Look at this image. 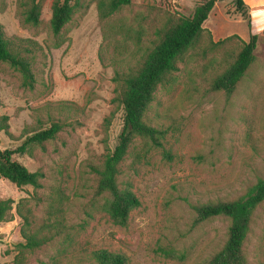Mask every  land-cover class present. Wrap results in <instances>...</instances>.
Wrapping results in <instances>:
<instances>
[{
  "label": "rangeland",
  "instance_id": "obj_1",
  "mask_svg": "<svg viewBox=\"0 0 264 264\" xmlns=\"http://www.w3.org/2000/svg\"><path fill=\"white\" fill-rule=\"evenodd\" d=\"M101 0H71L74 14L60 35L49 27L53 0H39L40 24L22 25L17 0H4L0 25L7 37L30 39L40 46L32 90L23 88L20 76L0 67V118L7 117V131L0 130V150L15 149L28 132L61 124L57 138L30 154L13 160L30 172L44 174L43 188H16L0 178V200L11 199L13 220L0 223V264H10L15 246L22 243V221L15 204L27 199L36 226L48 221V203L62 210L61 233L53 244L27 257L26 264H94L91 253L106 250L122 254L127 264H201L221 248L228 221L216 218L196 222L194 207L208 202L231 201L264 179V30L259 32L254 61L230 94L213 87L248 30L235 14L231 0L217 2L203 24L212 42L236 38L211 49L202 42L178 64L175 81L157 88L146 121L164 132L162 149L128 155L121 165L118 184L139 200L127 225L113 224L96 196L92 167L113 151L122 128L121 110L112 105L114 70L118 51L127 68L136 47L108 30L122 21L142 33L145 48L155 30L179 17H190L207 0H131L117 15L101 20ZM249 8L255 26L264 25V0ZM252 13L251 11H253ZM119 24V23H117ZM116 24V25H117ZM114 32V31H113ZM105 37H107L105 39ZM115 112L110 123L105 119ZM137 148H139V145ZM163 152L168 158L163 157ZM35 198H41L40 203ZM248 264H264V202L252 215L244 245Z\"/></svg>",
  "mask_w": 264,
  "mask_h": 264
},
{
  "label": "trees",
  "instance_id": "obj_2",
  "mask_svg": "<svg viewBox=\"0 0 264 264\" xmlns=\"http://www.w3.org/2000/svg\"><path fill=\"white\" fill-rule=\"evenodd\" d=\"M221 1L224 0L203 1L195 7L190 17H179L157 28L154 39L145 48L140 45L142 33L139 30L126 26L122 21L108 28L113 34L132 41L136 47V51L129 57L132 61L128 62L125 69L119 68V64L124 63L126 57L118 51L117 47H114L117 53L112 60V65L118 68L114 70L115 88L111 102L116 111L121 110L123 123L113 151L104 157L100 166L91 168L96 178V196L100 197L103 211L116 226L125 227L130 212L139 207L137 197L129 189L121 188L118 184L123 161L130 154L134 156V159L139 158L142 150L146 153L150 149H162L160 140L164 132L146 121V114L154 100L157 88L174 83L178 64L202 42L206 41V46L216 49L236 38L232 36L214 43L210 34L203 28L215 3ZM231 1L235 14L246 24L248 42H242L232 61L213 82L216 90H222L226 94L233 91L253 63L259 37L245 2ZM130 5L131 0H101L100 18L101 20L111 18ZM4 10V0H0V13ZM74 10L71 0H53L49 27L54 36L60 35L71 21ZM17 11L22 25L32 28L39 26L41 16L39 0H17ZM40 49L37 42L33 40L7 37L0 25V67L6 66L16 72L20 76L23 88L32 90L35 86L33 66ZM114 113L113 111L105 119L106 123H110ZM6 125L7 117H1L0 130L10 137ZM61 130L62 126L57 121H51L47 128H39L31 132H28L27 127L24 128L25 133H28L25 135L29 136L20 146L13 150H0V178L18 189L23 187H30L35 191L42 189L44 174L40 170L30 172L25 166L13 160V156L30 154L35 147L42 148L46 143L55 140ZM162 154L164 158L169 157L165 152ZM34 200L36 204L42 201L41 198ZM263 202L264 179H259L248 188L244 195L234 200L208 202L194 207L198 223L216 218H224L228 221L225 242L201 264H248L244 245L250 230L252 215ZM28 203V200L23 198L15 204V214L22 221L20 236L23 242L15 246V255L10 264H26L29 255L53 244L61 235H63L62 242L71 245L69 234L61 233V221L49 222L51 216L61 217L62 210L59 207L54 208L53 203H48L46 210L48 221H43L36 226L33 211L27 206ZM13 205L14 202L11 199L0 200V223L13 220ZM91 260L94 264H127L125 256L106 250L92 252Z\"/></svg>",
  "mask_w": 264,
  "mask_h": 264
},
{
  "label": "crops",
  "instance_id": "obj_3",
  "mask_svg": "<svg viewBox=\"0 0 264 264\" xmlns=\"http://www.w3.org/2000/svg\"><path fill=\"white\" fill-rule=\"evenodd\" d=\"M244 2H245V4L247 5V7H248V9L250 8V6H252V4H253V2H256V6H255V9H259V0H243ZM216 5H217V3H215V5H214V7H216ZM214 7H213V9H214ZM212 9V10H213ZM250 11V10H249ZM212 12V11H211ZM211 12H210V14H211ZM252 13H254V9H253V11H251ZM209 14V15H210ZM209 17V16H208ZM263 22H264V20H263ZM262 24H264V23H262ZM256 29H257V31L258 32H260V31H262V30H264V25H261L260 23H259V25H256Z\"/></svg>",
  "mask_w": 264,
  "mask_h": 264
}]
</instances>
